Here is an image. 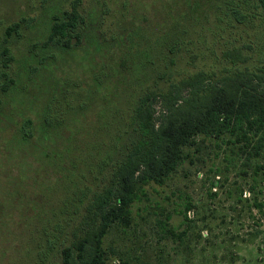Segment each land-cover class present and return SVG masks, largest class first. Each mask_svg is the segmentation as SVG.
<instances>
[{
    "label": "rangeland",
    "instance_id": "1",
    "mask_svg": "<svg viewBox=\"0 0 264 264\" xmlns=\"http://www.w3.org/2000/svg\"><path fill=\"white\" fill-rule=\"evenodd\" d=\"M67 13L70 47L52 39ZM243 75L264 87L262 0H0V264H64L99 228L146 96L158 127L191 89ZM246 132L199 135L162 184L142 185L107 264H264V131Z\"/></svg>",
    "mask_w": 264,
    "mask_h": 264
},
{
    "label": "trees",
    "instance_id": "2",
    "mask_svg": "<svg viewBox=\"0 0 264 264\" xmlns=\"http://www.w3.org/2000/svg\"><path fill=\"white\" fill-rule=\"evenodd\" d=\"M67 14V21L58 18L52 26V39H66V46L70 47L78 18L75 13ZM186 85L189 89L194 87L191 82ZM191 93L185 106L173 103L166 107L158 127L153 107L157 98L148 95L142 100L137 116L143 141L123 167L119 188L107 189L99 199V228L73 247L63 249L64 264H74L76 252L80 264H107L104 242L111 226L116 222L132 224L130 209L139 188L152 181L162 184L183 160V148L195 145L199 135L221 137L243 130L241 139L247 141L246 130H255L257 135L264 131V87L255 83L251 75L236 77L210 94L201 95L193 89ZM256 150V154L264 151V143L259 142ZM256 206L264 210V204Z\"/></svg>",
    "mask_w": 264,
    "mask_h": 264
}]
</instances>
